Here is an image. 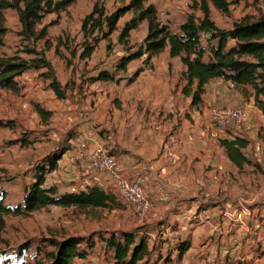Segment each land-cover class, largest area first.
Segmentation results:
<instances>
[{
    "label": "rangeland",
    "instance_id": "obj_1",
    "mask_svg": "<svg viewBox=\"0 0 264 264\" xmlns=\"http://www.w3.org/2000/svg\"><path fill=\"white\" fill-rule=\"evenodd\" d=\"M95 1L77 0L60 16H45L36 29L39 30L42 26L54 22L47 29L46 42L43 40L32 43L22 40L18 35L20 24L16 12L4 11V26L8 32L4 38V46L0 47V56L19 55L29 60L34 56L23 52L26 48L40 52L52 66L64 95V98L59 99L49 89V81L41 76L45 70L27 71L24 79L20 81L18 79L22 87L20 94L9 91L0 93V121H13L14 125L13 129H0V195L4 193L6 206H16L22 201L24 190L32 182L34 166L53 150L66 144L71 146L70 151L58 162L59 168L47 177L46 185L55 186L58 194L70 188L77 190L80 185L86 184L85 180L97 183L95 179L99 176L98 172L90 163V157L97 149H103L117 160V155L123 153L122 146L135 148L136 145L140 147L148 141L154 145L165 144L171 132L177 131L183 121L188 120L190 116L185 108L179 115L178 102L169 105L165 103L158 105L157 102H153L152 96L155 93L148 87L151 81H156L158 84L156 90L160 91V94L169 92L176 98L178 92L180 93L178 84L182 65L179 60L170 59L166 52L155 57L153 63H150L151 66L144 67L142 60L133 62L128 66L127 72L116 76L119 82L87 84L88 79L100 70L113 72L117 60L124 55L123 47L117 43V33H114L109 51L105 49L106 42H101L90 59L79 60L78 51L82 49L83 41L80 32L81 20L90 12ZM128 1L104 0L105 9L107 13H111ZM227 1L234 2L227 16L209 4L210 18L218 28L229 29L234 22L244 17L256 19L264 16V0ZM192 3L193 0H147L146 5H154L159 21L167 24L171 32L175 33L179 31L180 23L184 22L187 16L193 15L196 19L202 17L198 9L191 8ZM131 16L127 14L120 20L119 29ZM146 31L147 24L142 23L131 32L130 45L137 47L142 43ZM201 44L208 49L204 38ZM208 58L207 52L204 61ZM142 66L145 71L138 80L131 84L127 83L131 74ZM225 87L228 97H235L236 93H239L245 99V106L237 108L244 112L245 119L239 125L218 129L222 134L231 137L239 131L251 134V137L244 136L250 142L244 153L251 163L264 168L262 150L264 123L261 118L264 114L249 100L252 89L233 85ZM230 100L233 101L234 98L230 97ZM182 106L187 108L186 101ZM36 107L50 112L51 116L47 122L37 113ZM215 107L235 109L222 104ZM168 109L177 112L166 114L164 111ZM251 116L259 117L247 120V117ZM251 119L256 122V126L251 125L250 129L246 130V124L251 122ZM21 137L28 139L29 144L24 147L20 145L9 147V143ZM234 182L232 191L238 196L235 202L238 212L236 220L232 223L241 231L240 236L248 240L251 246L245 251L251 259L249 261L244 259L245 249H242L239 258L243 260L236 263L264 264V255L261 257L258 252L259 249H264V178L253 166H247ZM224 192L228 190H222L223 195ZM117 200L119 207L113 211L106 209L79 211L50 206L30 216H5L2 234L4 242L0 243V252H11L22 244H31L30 254L26 259L32 263L33 257H37L36 245L46 239L61 241L67 237H82L90 238L94 243L100 238H107L110 234L107 231L116 228H126L128 231L144 235L149 238L151 244L150 228L148 225H142L145 220L139 222L132 213L124 211L119 196ZM93 237H96V240ZM41 248L38 258L45 259L47 251H52V248L47 245ZM102 253L103 261H108L109 258L103 250L99 256ZM94 254L97 255L96 252Z\"/></svg>",
    "mask_w": 264,
    "mask_h": 264
},
{
    "label": "trees",
    "instance_id": "obj_2",
    "mask_svg": "<svg viewBox=\"0 0 264 264\" xmlns=\"http://www.w3.org/2000/svg\"><path fill=\"white\" fill-rule=\"evenodd\" d=\"M77 0H0V47L4 46V38L8 32L4 26V11H15L20 24L18 35L24 41L35 43L45 41L47 29L54 24L50 22L36 29L45 16L67 12ZM120 1V0H119ZM122 1V0H121ZM257 1V0H255ZM147 0H129L107 13L104 0H96L90 12L83 17L80 24L82 33V49L78 51V58L87 61L96 51L101 42H106L105 49H111V37L117 33V43L124 49L115 65L113 72L100 70L88 79L87 84L96 82H119L116 79L119 73L126 72L127 66L136 60L144 58V67L150 66L153 57L169 49L171 58H178L185 67L181 78L185 82L181 93L191 98V105L197 106L202 101L205 86L215 79H223L234 86L250 87L252 89L254 106L264 114V16L256 19L244 17L234 22L229 29H221L210 18L209 4L223 15L230 14L233 1L227 0H199L194 1L192 9H198L202 17L196 19L193 15L186 17L179 26L180 34L171 32L167 24L158 19V12L154 5H146ZM127 14L131 18L118 29V22ZM142 23L147 24L146 36L137 47L130 45L132 31ZM207 41L208 49L201 44L202 39ZM58 47L56 48V52ZM23 52L33 55L32 59H24L19 55L0 56V92L9 91L20 93L17 78L27 71L45 70L41 76L49 81V89L59 98H64L59 82L54 76L50 63L35 49L26 48ZM209 58L204 61V56ZM73 53V52H72ZM144 67L138 68L128 79L133 83L143 72ZM37 113L48 120L50 113L36 107ZM13 129V121H0V129ZM262 150L264 152V138ZM29 140L21 137L9 143V146L29 144ZM246 137L233 136L219 140L226 158L242 173L245 166H253L264 178V168L251 163L244 151L249 146ZM68 151V147H61L42 158L33 168V182L24 190L22 201L16 206L4 204V193L0 195V243H3L2 234L5 228V216H30L32 213L47 207L63 209L73 208L79 211H93L97 209L113 210L119 207L116 197L103 189L93 186L75 193L58 194L54 186H45L48 174L56 170L58 161ZM103 240V239H102ZM105 247L113 254V264H148L152 251L149 249L145 236L135 231L114 232L104 239ZM83 244V245H82ZM49 246L45 259L38 258L41 246ZM94 244L90 238L68 237L61 241L53 238L46 239L35 247L37 257L31 263L27 256L31 244H22L11 252H0V264H84ZM189 249V242L183 241L176 246L177 259ZM12 260L14 263H12ZM48 260V262H47ZM46 263H43L45 262ZM169 257L163 260L168 264Z\"/></svg>",
    "mask_w": 264,
    "mask_h": 264
},
{
    "label": "crops",
    "instance_id": "obj_3",
    "mask_svg": "<svg viewBox=\"0 0 264 264\" xmlns=\"http://www.w3.org/2000/svg\"><path fill=\"white\" fill-rule=\"evenodd\" d=\"M221 29L225 28L222 27ZM174 34H180V32L177 31ZM163 52H166L170 57L168 48ZM154 58L151 59V64ZM170 59L179 60L178 58L171 57ZM140 60L143 62L144 58ZM184 71L185 67L182 65L178 84L180 85V93L178 92V97L176 98L169 92L160 94V91L156 90L158 84L155 80L151 81L148 87L150 91L155 93L152 96L154 103L157 102L158 105L164 103L165 105H169L172 102H178L179 115L182 109H187L190 115L188 120H184L177 131L173 130L171 132L168 138H166L165 144L160 143L159 145H154L151 141H148L140 147H137L135 144V148H125L122 146L123 153L118 154L116 160L123 177L129 181L138 183L152 204V210L145 219V223L142 224L149 226V236L152 241L150 244L149 238L145 236L148 240L149 249L152 251L148 264H163V260L167 257L170 259L168 264H237L236 262L243 260L239 258L242 249H245L243 253L244 259L249 261L251 256L245 251L247 247H251L250 243L243 236H240L241 231L232 223L236 220V214L238 212L235 206L238 196L236 192L232 191V185L237 179L239 172L226 158L224 150L219 145V140L223 138L230 139L231 136L222 134L209 120V109L211 107L222 104L224 106L229 105L234 108H242L245 106V99L241 94L236 93L235 97L230 96L234 98L231 101L228 93H226L225 85L232 86L233 84L230 85V82L224 81L223 79H215L205 86V93L202 96L201 103L197 106H192L191 98L185 97L181 93V89L185 84L181 78V74ZM24 74L21 75L23 77L20 76L16 80L20 87V93L22 87L19 81L25 78ZM249 100L254 104L252 96H250ZM185 101L187 108L182 106ZM164 112L166 114H175L177 110L172 111L168 109ZM252 117L258 118L259 116L247 117V120H250ZM261 118H263L262 122L264 123V115H261ZM251 122L246 124V130L250 129L251 125L256 126V122L252 121V119ZM252 132L253 130L250 131V133ZM236 135L240 137H251V134H244L242 131L234 134V136ZM108 139L111 140V137ZM64 147H68V151L62 158L71 149V146L68 144L64 145ZM58 168L59 166L57 164L56 170ZM209 168L211 170H208ZM214 168L215 170H213ZM98 175L95 179L97 183L85 180L84 182L86 184L84 186L80 185L77 190L70 188L59 194L75 193L89 187L97 186L107 193L114 195L117 199L118 195L113 187L112 181L104 174L98 173ZM46 182L45 186H47ZM106 186L107 188H105ZM222 190H228V192H224L225 195H223ZM120 202L122 204L121 199ZM124 211L126 212L127 210L124 209ZM112 231L130 232L126 228H116L114 230H108L107 232L114 233ZM93 238L96 240V237ZM183 241L189 242V249L178 260L176 246ZM93 244L94 246L90 251L94 252H89L88 257L83 263L113 264V254L106 249L104 239L102 240L100 238ZM101 250L106 253V257L109 258L108 261H103V253L99 256ZM95 252L97 255L94 254ZM258 252L261 257L264 255V249H259Z\"/></svg>",
    "mask_w": 264,
    "mask_h": 264
},
{
    "label": "built area",
    "instance_id": "obj_4",
    "mask_svg": "<svg viewBox=\"0 0 264 264\" xmlns=\"http://www.w3.org/2000/svg\"><path fill=\"white\" fill-rule=\"evenodd\" d=\"M244 119V112L241 109H225L215 106L209 109L210 123L216 128L239 125ZM90 163L94 170L106 175L112 181L125 210L131 212L139 221L148 217L152 210V204L138 183L123 177L114 157L100 148L91 155Z\"/></svg>",
    "mask_w": 264,
    "mask_h": 264
}]
</instances>
